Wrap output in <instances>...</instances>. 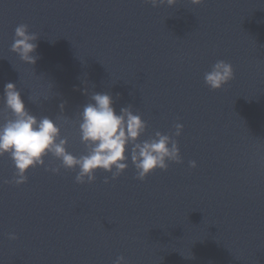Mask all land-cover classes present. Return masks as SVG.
Here are the masks:
<instances>
[{"label": "water", "instance_id": "water-1", "mask_svg": "<svg viewBox=\"0 0 264 264\" xmlns=\"http://www.w3.org/2000/svg\"><path fill=\"white\" fill-rule=\"evenodd\" d=\"M22 24L39 38L35 65L9 51ZM217 61L234 79L212 91L204 74ZM9 83L76 158L96 93L117 115L133 108L140 141L182 125V163L140 182L129 159L118 179L97 171L77 185L78 170L45 172L60 164L48 156L17 187L2 183L15 169L0 157V264H264V0H0V126Z\"/></svg>", "mask_w": 264, "mask_h": 264}, {"label": "clouds", "instance_id": "clouds-1", "mask_svg": "<svg viewBox=\"0 0 264 264\" xmlns=\"http://www.w3.org/2000/svg\"><path fill=\"white\" fill-rule=\"evenodd\" d=\"M188 2L198 6L204 0ZM143 3L155 9L165 5L173 7L177 0H143ZM28 33L26 25L17 26L9 51L16 54L22 63L31 66L38 59L33 54L39 38ZM233 79L232 66L224 61H217L204 74V84L212 91L221 90ZM83 94L89 97L87 92ZM3 95L5 109L11 113V119L5 117L6 122L0 126V157L7 155L15 169L14 178L2 181L4 184L17 187L26 184V173L30 169L44 167L48 156L60 164L58 167H44V171L59 175L61 169L78 170L74 179L77 185L94 183L97 171L111 174V180H116L127 170L129 159L136 172L133 178L140 182H144L156 170L166 172L169 163H182L175 139L181 135L182 125L175 124V131L170 135L155 132L153 137L140 141L147 125L138 115L132 114L131 106L121 108L117 115L109 94L93 93L89 97L92 103L86 104L82 109L78 132L85 154L79 158L66 151L68 141L61 138V129L52 120L44 117L38 121L26 110L20 92L13 84L5 85ZM59 109L63 116L64 104L59 105ZM63 123L67 124L69 121L64 119ZM189 168L195 169V162H190ZM102 182L108 184L110 181L106 178ZM8 239L14 241L16 236L10 235ZM115 264H126V261L120 256L116 258Z\"/></svg>", "mask_w": 264, "mask_h": 264}]
</instances>
